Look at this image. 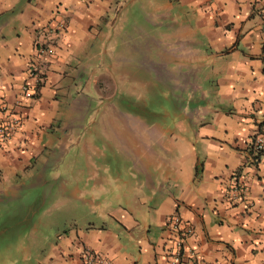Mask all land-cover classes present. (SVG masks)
Instances as JSON below:
<instances>
[{
	"label": "crops",
	"instance_id": "obj_1",
	"mask_svg": "<svg viewBox=\"0 0 264 264\" xmlns=\"http://www.w3.org/2000/svg\"><path fill=\"white\" fill-rule=\"evenodd\" d=\"M158 1L152 11L171 20L170 39L157 38V61L145 63L157 81L182 92L173 95L178 104L159 110L169 121L157 122L149 140H136L114 127L120 112L107 96L105 123L92 118L88 140H76L78 81L96 47L106 46L118 0H0V105L20 118L11 139L0 142V203H16L0 211V264H17L16 256L20 264H79L83 248L112 264H168L165 218L173 213L192 227L185 245L201 262L264 264V151L254 158L248 148L264 135V0ZM41 47L51 53L40 55ZM123 68L124 81L142 80ZM23 83L31 98L22 95ZM69 139L86 153L77 170L91 184L72 192L94 217L58 234L51 250H16L15 226L29 220L39 197L21 194H40L27 180L40 181ZM234 178L244 189L231 200Z\"/></svg>",
	"mask_w": 264,
	"mask_h": 264
},
{
	"label": "rangeland",
	"instance_id": "obj_2",
	"mask_svg": "<svg viewBox=\"0 0 264 264\" xmlns=\"http://www.w3.org/2000/svg\"><path fill=\"white\" fill-rule=\"evenodd\" d=\"M155 4L159 5V1L135 0L130 3L128 0H118L115 5L117 11L109 16L111 24L107 28L106 46L103 47L102 43L96 47L95 57L83 70L82 81H78L82 87V96L73 98L77 109L72 113V116L76 117L73 119L75 131L72 132V136L74 133L81 134L76 140L78 138L88 140L92 118L97 116L100 121L105 120L102 112L105 107L103 102L107 96H110V104L120 112L113 114L114 127L127 128L131 137L136 140H149L148 133H152L157 122L160 124L169 121V118H161L158 115L159 110L169 108L171 104H178V97L173 95L182 92L173 91L167 81H162V84L157 81L153 66L145 63L146 60L152 64L157 61V58H151L154 57V50L157 48L154 41L161 37L168 41L171 34L167 23L171 20L154 16L152 9ZM138 46L139 50L136 49ZM165 48L169 50L170 45ZM147 55L150 58H147ZM122 57L129 63L121 60ZM139 57L141 59L138 62ZM123 67H129L130 76L138 71V76H141L142 80L124 81L121 74ZM108 68H113V74L104 76L105 69ZM66 123L69 124V121ZM72 140H68L69 144L65 143V150L59 156L56 155L47 163L40 181L36 176L33 180H27L30 190L33 192L38 190L40 194L36 192L28 194L26 190V193L21 195L24 197L44 195L45 198L42 201V198L38 197L39 199L34 201L33 214H29V220L15 226L14 232L19 234L16 250H19V246L24 248L28 245L32 256L38 254L40 250H51L58 234L80 227L85 215L89 213V207L78 202L72 192L76 185L80 189L91 188L86 177L79 175L77 170L83 166L86 153L81 149L80 142L76 144V140ZM11 201L2 200L0 211H6V208L16 205L15 201ZM92 217L94 215L89 213V218ZM13 259L17 264L22 262L19 256ZM28 264H33L32 258L28 259Z\"/></svg>",
	"mask_w": 264,
	"mask_h": 264
},
{
	"label": "built area",
	"instance_id": "obj_3",
	"mask_svg": "<svg viewBox=\"0 0 264 264\" xmlns=\"http://www.w3.org/2000/svg\"><path fill=\"white\" fill-rule=\"evenodd\" d=\"M39 54L51 53L50 48L41 47L38 49ZM32 85L38 81V69L35 65L29 67L27 72ZM21 93L25 98H31L33 89L30 83L21 85ZM20 124L18 114L11 111L5 104L0 105V142H6L14 135ZM251 154L255 155L264 149V135L256 134L250 142ZM232 179L230 184L229 199L233 200L240 196L244 189L243 183ZM165 227L170 231L171 239L168 248V264H208L201 262L195 257L194 252L187 248L185 240L192 234V227L187 224L181 217L176 214H170L165 218ZM79 264H112V262L92 250L83 248L79 254Z\"/></svg>",
	"mask_w": 264,
	"mask_h": 264
},
{
	"label": "trees",
	"instance_id": "obj_4",
	"mask_svg": "<svg viewBox=\"0 0 264 264\" xmlns=\"http://www.w3.org/2000/svg\"><path fill=\"white\" fill-rule=\"evenodd\" d=\"M249 148V151L251 152V146L248 147ZM264 151V149L260 152H258L257 154H255L253 157H257L258 155L262 154V152Z\"/></svg>",
	"mask_w": 264,
	"mask_h": 264
}]
</instances>
